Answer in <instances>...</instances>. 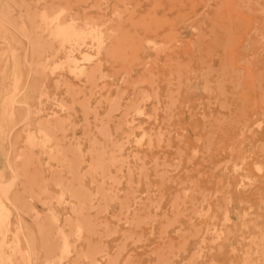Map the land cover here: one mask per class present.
<instances>
[{"label": "rangeland", "instance_id": "obj_1", "mask_svg": "<svg viewBox=\"0 0 264 264\" xmlns=\"http://www.w3.org/2000/svg\"><path fill=\"white\" fill-rule=\"evenodd\" d=\"M5 1L0 9L4 5L13 22L0 27L2 92H8L18 53L31 72L29 85H43L42 117L54 111L67 117L72 110L59 103H73L67 86L72 75L50 17L58 3L77 14L99 0ZM124 2L128 11L118 25L135 49L107 64L108 77L92 101L97 114L89 116L94 124L101 119L99 130L86 128L77 103L76 127L66 124L65 133L86 141V151L92 141L104 150L112 177L99 176L92 184L89 175L92 192L113 186L115 195L122 191L121 199L131 192L132 204L138 197L137 210L128 216L120 201L105 213L92 210L98 238L119 253V264H262L257 253L264 244V0H111L118 7L108 14ZM125 72H131L129 78ZM106 91L114 102L99 101ZM134 102L143 109L134 114V125L120 128L124 110ZM26 127L18 121L13 142L23 140ZM130 168L134 176L127 175ZM26 174L11 196L21 198L20 209H26L16 215L33 226L36 217L49 214L43 201L58 189L44 155ZM123 175L128 178L119 185ZM57 208L63 219L67 205ZM6 240L14 241L11 235Z\"/></svg>", "mask_w": 264, "mask_h": 264}, {"label": "bare ground", "instance_id": "obj_2", "mask_svg": "<svg viewBox=\"0 0 264 264\" xmlns=\"http://www.w3.org/2000/svg\"><path fill=\"white\" fill-rule=\"evenodd\" d=\"M7 1L4 4H7ZM110 2L111 0H99L92 5V10L77 12V14H72L73 10L71 11L68 4L58 3L59 10L50 17V22L57 25L56 36L61 41V45L65 44L66 56L63 63L69 66L72 75V84L67 86L73 97V103L65 105L62 101L59 103L62 110H72L67 117H62L56 111L48 114L50 116L42 117L41 114L45 111L41 102V98L45 96L42 93L43 85H29L28 79L31 72L25 71L24 63L18 53L13 54L11 83L8 85L7 93L2 92L3 73L0 74V152L5 164L0 182V239H2L0 264L118 263L119 253L112 254L109 244L102 238H98L99 224L95 221L92 210L105 213L108 212L111 202L115 207V204H119L120 201L122 209L128 216L133 210H137L135 203L138 197L134 198V204H132L131 192L121 199L118 193L122 191L118 190L115 195L113 186L106 189L102 185L101 190L92 192L87 185L89 175L92 184L96 183V178L99 176L112 177L103 159L104 150H100L96 147L97 142L92 141L90 150L86 151V141L65 134L68 131L66 124L71 123L70 125L76 127L72 117L77 103L82 107L86 128L91 131L92 125H95L99 130L98 124L101 119L97 115L98 119L94 124L89 116L91 113L97 114L92 101L98 94L97 88L100 81L108 77L107 64L113 65L118 59L121 60L123 52L127 53L135 49L130 42L126 41L124 27L118 25L125 17L128 5L124 2V5L120 7L125 9H114L112 15H109L107 11L109 8L118 7ZM7 10L4 5L0 9L1 28L13 22L12 15ZM63 14H65V20L61 18ZM124 59L129 60L128 54ZM124 74V77L127 75L129 78L131 72ZM128 78H125L126 82ZM105 85L107 86L106 83ZM82 94L83 97L77 101ZM115 98L111 91H106L99 101L114 102ZM39 99V105L36 106L34 101ZM100 102L97 104L100 105ZM142 109L138 102L128 105L123 112V122L118 126L122 128L124 125H134L133 116ZM20 120L27 122L25 134L22 141L13 142V132ZM101 123H105L104 120ZM20 142L22 146L19 145ZM42 155L45 156V163L51 169L52 183L58 190L43 201L49 214L46 217H36L34 225L31 226L25 222L22 215H16V210L26 209L24 207L20 209L21 198L14 199L11 193L17 181L27 175L26 172L36 160H40ZM88 155L91 160L88 159ZM112 162L116 163L117 159L113 158ZM127 175L134 176V171L130 168ZM125 177L123 175L118 182L119 185L123 183ZM128 183L132 184L131 178ZM62 205H67V213L63 219L57 208ZM24 213L28 214V211ZM136 222L138 221H126L127 224H136ZM104 227L109 229L108 224ZM262 234L263 237L260 240L264 242V230ZM10 235L14 240L13 243H7L6 237ZM261 251L263 252L257 254L261 253L264 258V244ZM261 263L264 264L263 261Z\"/></svg>", "mask_w": 264, "mask_h": 264}]
</instances>
